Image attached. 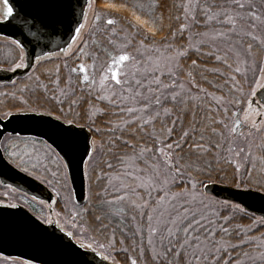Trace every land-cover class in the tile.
I'll return each mask as SVG.
<instances>
[{"label": "snow or ice", "instance_id": "1", "mask_svg": "<svg viewBox=\"0 0 264 264\" xmlns=\"http://www.w3.org/2000/svg\"><path fill=\"white\" fill-rule=\"evenodd\" d=\"M42 7L0 37L28 70L0 83V160L60 211L0 180V264H264V0Z\"/></svg>", "mask_w": 264, "mask_h": 264}, {"label": "water", "instance_id": "2", "mask_svg": "<svg viewBox=\"0 0 264 264\" xmlns=\"http://www.w3.org/2000/svg\"><path fill=\"white\" fill-rule=\"evenodd\" d=\"M10 2L13 3L14 17L7 21L0 20V36L3 37L7 35L9 38L24 39V36L13 35V29L9 27V24H14L17 25V27L22 28L23 19L31 20L33 16H42L45 12V9L42 7L44 0H10ZM81 3H83V0H81ZM75 11L78 15L80 11L78 5L76 6ZM28 39L31 40L32 37H28ZM67 39L68 36L65 34L64 26L58 25L57 32L55 34L45 32L41 36L39 41L40 46H36L35 44L28 45L29 54L31 55L33 48H35V54L37 55H39L46 48L56 49L58 46L63 45L64 41ZM26 73H28V70L26 69L18 70L15 73L0 71V83H7L9 77L15 80L19 77H24ZM0 180H3L8 184H12L13 187L23 190L31 196L35 195L38 198L44 199L46 201H49V199H54V193L45 184H41L32 177L20 172L11 165L6 164L3 160H0ZM76 187L77 194L79 195V183H77ZM219 191H221V194L225 197L230 196V191L228 190L220 189ZM254 210L256 211L257 215L261 214L259 206H257ZM5 253L11 254L12 256L22 257L33 254L22 247H9L5 249ZM43 258L48 259L51 257L44 256ZM93 264H97V262L93 261Z\"/></svg>", "mask_w": 264, "mask_h": 264}, {"label": "trees", "instance_id": "3", "mask_svg": "<svg viewBox=\"0 0 264 264\" xmlns=\"http://www.w3.org/2000/svg\"><path fill=\"white\" fill-rule=\"evenodd\" d=\"M9 55V50L7 46L4 44L2 40H0V64H3L4 58ZM26 79V75L24 77H19L16 79L17 83H19L21 80ZM3 188L2 185H0V190Z\"/></svg>", "mask_w": 264, "mask_h": 264}, {"label": "rangeland", "instance_id": "4", "mask_svg": "<svg viewBox=\"0 0 264 264\" xmlns=\"http://www.w3.org/2000/svg\"><path fill=\"white\" fill-rule=\"evenodd\" d=\"M50 187V186H49ZM51 188V187H50ZM52 189V188H51ZM53 191V190H52ZM6 192V189L3 187L1 190H0V194H3ZM54 192V191H53ZM55 193V192H54ZM56 196V195H55ZM54 201H57V203L55 205H53V207H55L56 211H60V207H59V201L57 200V197L55 198Z\"/></svg>", "mask_w": 264, "mask_h": 264}]
</instances>
